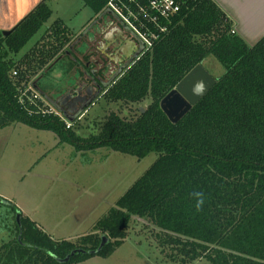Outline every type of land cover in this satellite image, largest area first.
<instances>
[{"label": "trees", "instance_id": "trees-1", "mask_svg": "<svg viewBox=\"0 0 264 264\" xmlns=\"http://www.w3.org/2000/svg\"><path fill=\"white\" fill-rule=\"evenodd\" d=\"M112 1L82 0L96 16L94 21L110 10ZM179 2L180 12L160 21L166 31L145 22L158 38L103 92L108 102L122 103L123 108L149 97L150 105L136 118L111 114L100 134L90 138L67 129L60 117L45 114V101L23 97L29 84L37 86L44 99L48 96L39 85L41 79L73 55L71 48L81 35L57 20L45 41L15 60L50 20L46 1L10 34L0 30V130L23 123L55 133L78 151L107 147L138 159L158 154L92 232L76 240L54 239L12 202L0 198L16 217L21 214L15 237L0 248V264H62L73 252L66 264L107 259L140 220L163 263L264 264V37L250 46L213 0ZM210 58L221 65L223 74L173 124L161 101L195 67L205 68ZM104 236L108 242L99 253H78L96 251Z\"/></svg>", "mask_w": 264, "mask_h": 264}, {"label": "rangeland", "instance_id": "rangeland-1", "mask_svg": "<svg viewBox=\"0 0 264 264\" xmlns=\"http://www.w3.org/2000/svg\"><path fill=\"white\" fill-rule=\"evenodd\" d=\"M81 5H84L82 0H76V3L72 0L49 3L55 14L66 17L72 15L74 6L78 8ZM89 9L87 10L92 11ZM111 18L114 20V17ZM57 20L56 15L52 16L15 56V60L45 41L48 31ZM113 20L101 21L102 25L94 32V46H89V37L86 36L82 40L83 48H76V55L83 64L80 66L82 73L86 71L87 64L91 67L96 61L102 64L95 65L96 70L102 68L107 79L118 69V65L106 60L102 47L108 41V34L114 31L112 27L116 26V22L112 23ZM120 27L116 26L114 34L119 30L125 39H131ZM67 65L68 60L65 58L52 73L40 81L43 90H50L48 93L54 99H64L66 102L69 101L66 99L68 92L76 91L84 81L82 78L78 79L74 71H69L62 78L59 70ZM204 66L215 78L224 72L213 58L208 59ZM151 101L149 97L142 104L123 108L122 103L108 102L101 95L73 123L72 129L82 138L99 135L111 114L117 113L129 119L136 118L138 112L145 110ZM157 158L158 154L154 152L138 159L107 147L78 152L72 142H62L61 138L51 131L15 123L0 130V197L12 201L31 220L42 223L54 239L76 240L92 232L97 221L115 206ZM135 219L136 217L132 222ZM16 227L17 219L12 207L0 204V248L15 237ZM7 234L10 236L7 237ZM148 234L144 229V222L140 220L112 258L94 257L78 264H174L162 262L160 250L155 244H151ZM195 264L208 263L201 260Z\"/></svg>", "mask_w": 264, "mask_h": 264}, {"label": "crops", "instance_id": "crops-1", "mask_svg": "<svg viewBox=\"0 0 264 264\" xmlns=\"http://www.w3.org/2000/svg\"><path fill=\"white\" fill-rule=\"evenodd\" d=\"M42 1H46L48 6L49 3L51 2L52 3L57 2V0H0V30L2 32H7L14 29L16 25L20 23L28 14H30ZM72 1L76 3V0H72ZM213 1L217 3L219 7L230 17V19L234 23V31L239 36H241L250 46H254L264 37V0H213ZM72 9H73V11L71 12L72 15L66 17L63 16L62 14H55V11L51 8L52 16L56 15L57 19L62 20L69 29H71L77 35H81V37L77 40L75 47H73V55L67 57L68 65L65 68L61 67L59 70L60 72L59 74L62 73L61 74L62 78H64V75L66 76V74H68V72L71 71L70 69L71 66L76 65V67L79 68L81 65H83L81 59L76 55L77 52L76 48L77 50L83 48L84 43L82 44V40L86 36L89 37V41L87 42L90 43L89 46H93L94 42H96V40L94 39L95 38L94 32H96L97 27L102 25V22H105L106 20L108 21L113 20V18L111 17H114L115 20L111 22L112 23L116 22L115 24L117 28L118 25H120L121 26L120 28H122L121 30H124L125 33L127 32L128 36L135 41L130 29L124 27V25L119 21L118 17L114 13L113 14L106 13L103 16H101L97 21H94L93 18L95 15L93 11H88L87 9L89 8L86 7L85 5H81V7L79 6L78 8L74 6ZM90 12H92V14H90ZM116 26L112 27L114 31L116 29ZM107 43H109V41H107ZM40 87L42 88L41 85ZM45 88L48 89V87L46 86ZM45 91L48 96H51L48 93L50 90L49 91L45 90ZM100 148H106V147H100ZM98 149L99 148H96L94 150H98ZM84 151H93V150H84ZM84 151H78V152H84ZM15 206L18 208L17 205ZM22 214L26 217H29L28 215H25V213L23 212ZM36 223L39 224L45 230V232H47L50 236H52L50 234V231L46 230L45 226L42 223L41 224L38 222ZM8 236H10V234H7V237ZM114 254L115 252L113 253V255ZM112 256L109 258H112Z\"/></svg>", "mask_w": 264, "mask_h": 264}, {"label": "water", "instance_id": "water-1", "mask_svg": "<svg viewBox=\"0 0 264 264\" xmlns=\"http://www.w3.org/2000/svg\"><path fill=\"white\" fill-rule=\"evenodd\" d=\"M107 13L113 14L112 10H108ZM11 31L3 32L4 35L10 34ZM137 41L140 45V49L138 52L126 63L108 82L103 83V87L110 86L118 76H120L124 69H126L145 49V44L142 40L137 38ZM73 50V47L71 48ZM59 59L57 63L60 61ZM217 79L210 75V73L202 66L198 65L195 67L177 86L171 91L160 103L161 109L167 115L169 120L173 124H177L181 121L190 111L191 109L197 105L208 93L209 91L216 85ZM36 89H39L35 86ZM101 88L97 93L92 95L86 101L82 103V107L75 115H71L64 108H62L60 101L61 99H54L52 96H46V100L54 106L58 111L62 112L65 118L74 123L83 112L90 107L101 95ZM41 94H44L41 92ZM142 112L145 110L142 109ZM17 222L20 223L21 214L18 213ZM107 237L102 238V242L100 247L96 251H83L79 250L78 253L82 254H97L99 253L107 244ZM76 252H73L70 257H67L64 260H61L62 264H66L70 261L71 257L74 256Z\"/></svg>", "mask_w": 264, "mask_h": 264}, {"label": "built area", "instance_id": "built-area-1", "mask_svg": "<svg viewBox=\"0 0 264 264\" xmlns=\"http://www.w3.org/2000/svg\"><path fill=\"white\" fill-rule=\"evenodd\" d=\"M125 3L122 0H113L109 4L110 10L118 17L119 21L130 29L133 38L138 43L137 38L142 40L145 44V48L151 47L154 40L158 38L154 32L150 31L146 26L147 23H154L156 28L160 32L166 31V28L160 24L161 20H168L173 15L177 14L181 10V4L179 0H127ZM131 6H134L131 8ZM143 30H140V28ZM14 75H17L15 72ZM23 97H29L30 101H45L48 106L44 110L45 114H54L60 117L66 122L67 129L72 127V123L69 122L64 114L58 111L52 106L44 97L29 84V87L23 93Z\"/></svg>", "mask_w": 264, "mask_h": 264}, {"label": "flooded vegetation", "instance_id": "flooded-vegetation-1", "mask_svg": "<svg viewBox=\"0 0 264 264\" xmlns=\"http://www.w3.org/2000/svg\"><path fill=\"white\" fill-rule=\"evenodd\" d=\"M99 27L100 26H98L97 29ZM115 31H113V33L108 34L107 40L109 41V43H106L102 46L103 51H104L103 54H104V57H106V60H108L112 64L118 65V69H116V71H114L108 79L107 77L104 76L103 74L104 71H102V68L96 70L95 65L97 66L102 65L98 61L94 63L92 68L91 67L88 68V65L85 66L86 71L83 73L80 71V67L77 68L76 65L70 67L71 71H74L77 74L78 79L82 78L84 80L83 83L79 84V86L76 88V91L68 92V95L66 96V99L69 100L68 102L64 101V99H61L60 101V103H62L61 104L62 108H64L65 111H67L71 115H75L79 111V109L82 107V103L86 101L88 98H90L92 95L97 93V91H99L100 88L102 90L101 95H103L104 90L109 87V86L103 87V83L108 82L109 79H111L126 63H128L129 60L140 49L139 43H137L133 39L132 40L125 39L122 35V32L119 30L116 32V34H114ZM110 51L112 53H110ZM126 69H124L123 72Z\"/></svg>", "mask_w": 264, "mask_h": 264}, {"label": "clouds", "instance_id": "clouds-1", "mask_svg": "<svg viewBox=\"0 0 264 264\" xmlns=\"http://www.w3.org/2000/svg\"><path fill=\"white\" fill-rule=\"evenodd\" d=\"M202 203H203V201L201 200V201H200V204H202ZM197 207H199V204L197 205Z\"/></svg>", "mask_w": 264, "mask_h": 264}]
</instances>
